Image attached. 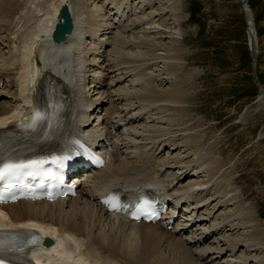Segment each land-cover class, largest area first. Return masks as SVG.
<instances>
[{"label":"bare ground","instance_id":"obj_1","mask_svg":"<svg viewBox=\"0 0 264 264\" xmlns=\"http://www.w3.org/2000/svg\"><path fill=\"white\" fill-rule=\"evenodd\" d=\"M8 1L0 0L6 26L3 32L0 25V127L33 118L47 76L68 106L65 133L93 135L111 147L106 166L84 178L77 197L2 207L7 217L0 223L27 221L53 239L32 258L45 264H264L256 212L233 180L219 175L223 168L208 155V142L194 141L196 126L183 115L181 53L166 46L182 37L179 0H157L154 7V0H21L28 17L16 14L12 22ZM248 1L246 33L258 58ZM61 5L69 9L72 30L45 57ZM120 150L128 158H117ZM150 182L170 199V214L183 212L170 230L171 215L163 225H130L90 201L112 187L135 190Z\"/></svg>","mask_w":264,"mask_h":264},{"label":"rangeland","instance_id":"obj_2","mask_svg":"<svg viewBox=\"0 0 264 264\" xmlns=\"http://www.w3.org/2000/svg\"><path fill=\"white\" fill-rule=\"evenodd\" d=\"M156 1L153 7L159 4ZM8 2L9 21L18 14H24L26 20L28 9L21 0ZM179 3L182 37L175 44L166 40V46L178 47L181 53V82L177 85L185 96L183 115L196 126L194 141L208 142V155L223 168L219 175L233 180L264 230V102L253 82L254 75L264 94V0L248 1L259 43L253 71L238 0Z\"/></svg>","mask_w":264,"mask_h":264},{"label":"snow or ice","instance_id":"obj_3","mask_svg":"<svg viewBox=\"0 0 264 264\" xmlns=\"http://www.w3.org/2000/svg\"><path fill=\"white\" fill-rule=\"evenodd\" d=\"M63 159H67L66 157ZM34 165H26V164H4L3 166H0V181L5 180L6 177H9L11 175H15L17 172H19L21 169L24 168H30ZM61 166H63V161H61ZM0 202H3L0 200ZM146 210V205H140L137 207V211L143 212ZM24 236V243L26 245H38L42 242V237L38 236L37 234L33 232H28L26 234H23ZM3 233L0 232V251L3 250ZM0 264H3V261H0Z\"/></svg>","mask_w":264,"mask_h":264},{"label":"water","instance_id":"obj_4","mask_svg":"<svg viewBox=\"0 0 264 264\" xmlns=\"http://www.w3.org/2000/svg\"><path fill=\"white\" fill-rule=\"evenodd\" d=\"M243 2H244V0H238V9H239V12H240V14L242 15V18H243L244 31H245V34H246V37H247L248 51H249V56H250V64H251V69L253 71V64H254L255 59H256V48H255L254 41L246 33L247 22H246L245 13L243 11V8H244ZM60 14L63 17V19L65 21H67L66 9L65 8H63L60 11ZM253 82H254V85L257 87V89H259V83H258V81H257V79L255 78L254 75H253Z\"/></svg>","mask_w":264,"mask_h":264}]
</instances>
